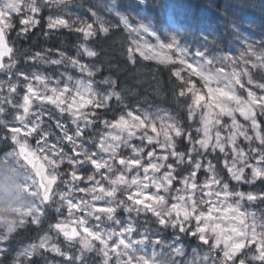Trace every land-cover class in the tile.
Wrapping results in <instances>:
<instances>
[{"label":"snow or ice","instance_id":"snow-or-ice-1","mask_svg":"<svg viewBox=\"0 0 264 264\" xmlns=\"http://www.w3.org/2000/svg\"><path fill=\"white\" fill-rule=\"evenodd\" d=\"M138 2L143 4L145 0ZM64 3L65 0H0V70L11 75L17 63L16 49L9 41V34L15 27L14 15L20 17L17 36H24L40 23L38 17L45 6ZM105 7L118 19V24L106 26L108 22L90 8L88 11L96 20L93 23L80 20L75 31L87 40L97 32L107 34L111 28L123 25L129 32L155 37L161 52L168 54L162 55L147 42L142 45L135 41L136 47L128 48L129 60L135 63L134 54L139 53L145 59H157L161 64L172 66V76L179 81L177 96L190 99L187 104L189 120L199 113L201 127L195 131L202 135L194 139L190 130L167 113L161 116L138 108L126 109L111 121L99 119L96 110L105 108L113 97L120 99L115 81L105 79L102 83L110 85V90L101 93L96 91L90 79L73 81L68 76V82L61 86L60 81L53 83L43 74L15 73L17 81L23 78L26 82L22 103H13L10 98L18 91L17 83L7 84L9 96L0 101V116L7 114L5 104L11 105L14 113L11 122L0 119V126L5 130L0 141L5 144L11 141V151L4 153V163L12 162L9 170L17 177H6L12 182L0 186V191L5 194L4 201L0 202V227L4 229L0 232V257L9 252L6 242L17 229L29 223L40 225L47 209L55 203L58 214L63 216L66 209L68 215L49 225V230H55L69 242L78 241L80 254L62 251L56 244H50L51 237L45 234L38 243L17 252L13 264H23L22 257L30 262L40 249L55 252L72 264L76 261L85 264V251H98L103 257L102 264H177V259L172 257L185 255L180 236L167 245L171 252L167 262L157 259L155 252L152 256L137 254L143 252L138 246L146 243L158 246L163 241H153L149 235L138 233L131 219L132 213L137 216L150 213L162 228L171 227L208 246L209 252L199 257L198 264H264V216L243 211L241 205L244 199L250 202L264 200V192L231 191L211 161L205 165L193 155L207 154L209 149L212 152L219 150L225 156L223 165L230 179L245 183L264 182V83L255 82L251 71L264 69V41L260 42L259 49L254 43H247L239 59L230 55L210 56L207 50H197L189 59V49L181 46L177 33H172L168 42H164L151 24H134L121 10L124 7L122 0H110ZM47 19L50 30L71 28L77 23H70L63 16ZM81 48L88 57L98 55L86 45ZM145 50L153 55H145ZM60 56V60L49 61L38 52L27 59H41L57 65L68 59L89 77L95 75L79 60L67 58L64 53ZM4 84L0 81V88ZM241 90L246 96L239 94ZM48 106H53L60 117L67 114L71 125L75 126L70 129L61 119H55L54 126L60 133L55 137L56 143L49 142L53 132L47 130L43 119L44 116L53 118L47 111ZM237 113L245 123L237 120ZM225 117L230 118V124L224 122ZM97 121L108 131L99 135L98 140L85 137V130L93 128ZM222 130H226V134ZM240 137L248 142L247 151L240 146ZM133 138L140 143H132ZM177 138H185L192 145L187 153L176 150ZM30 139L35 140V147L29 143ZM255 142L258 145L253 147ZM89 144L93 148H89ZM65 147L71 154L65 152ZM124 149L129 150V156L122 154ZM170 157L174 158L175 164L167 163ZM250 159L255 163H250ZM64 164L69 167L61 172ZM180 164L190 168L187 176L175 174L176 166ZM89 166L93 174L85 176L81 170ZM205 167L210 175L198 182L197 174ZM246 169H251L250 179L245 178ZM21 172L22 181L18 179ZM81 183L87 186L80 187ZM175 184L181 187H175ZM121 192L125 198L117 199V193ZM75 193L91 198H78ZM98 201L106 203L99 204ZM118 209L129 213L126 221L116 218ZM102 218L117 227L101 228ZM90 219L97 223L91 224ZM217 252L219 255H214ZM191 264H197V261L194 259Z\"/></svg>","mask_w":264,"mask_h":264},{"label":"bare ground","instance_id":"bare-ground-1","mask_svg":"<svg viewBox=\"0 0 264 264\" xmlns=\"http://www.w3.org/2000/svg\"><path fill=\"white\" fill-rule=\"evenodd\" d=\"M242 3L243 0H240ZM82 4L84 7L87 8H91V0H65V3L62 5H56V6H52V7H48L45 6V11H43V21H42V26H43V31L44 28L46 27L45 25V17L46 16H50V15H68L70 17H72V14H75V16L80 17V18H87L90 19L89 16H87V14H85L81 8ZM231 2L232 0H169V7H159L156 9V13L159 15H171L179 24L180 26H166L163 24H160L158 22V20L156 19V16L153 15V11L148 8L145 3L140 4L138 2V0H127V8L131 9L133 12L138 13L140 16L142 15V19H144L143 22H145L146 24H151L152 28H154L158 34L161 37V40L166 42L167 38L172 34V33H177V38L180 41V44L182 47H186L187 49H189V57L192 58V54H194L197 50L200 51H204L207 50L208 54L211 55L212 53H217L218 56L219 54H226V53H235L237 51V49L239 48V44L241 43V40H243V35H247V34H253L256 38L260 37L261 34L264 31V26L262 27L261 23H260V19L258 18V16L255 13L252 12H247L245 9H240V11H235L236 8L231 6ZM260 3L264 4V0L260 1ZM94 11V8H91ZM98 9V8H97ZM264 10V8H263ZM41 15L38 17L41 21ZM111 17V16H109ZM235 17H239L242 18V22H238L235 21ZM245 17H247L250 22L252 23L253 27L250 25L249 22H245L244 19ZM168 21V20H167ZM72 22V21H71ZM70 22V23H71ZM201 22H204L215 34V39L213 40H207L204 36H203V28H202V24ZM14 24H16L14 22ZM171 24H173L171 22ZM194 24L197 25V27H194ZM40 25V24H39ZM41 26V25H40ZM75 25L71 28H60L58 29V33H66V34H79V32L75 31ZM261 30H260V29ZM126 30V31H125ZM122 29L121 27L118 28H113L110 29V31L105 34H101L99 32H97L96 36V41L95 44L92 45L90 44V41L87 40L86 44H88L89 46L92 47L93 50H95L98 55H100L101 53V47L103 45V43L106 44V50L104 52H102V54L104 53L106 56L110 57L111 56V42L115 43V48H113V53L116 52V61L118 66H121L122 68L119 69L118 71L120 73V76H124V75H129L132 73L136 60H138L139 58H141V56L139 55V53H135L134 54V58H135V63H132L129 60L128 57V48L131 46L132 48L136 47V43H134V36L132 34H130V32L127 29ZM263 30V31H262ZM80 35V34H79ZM262 37V36H261ZM119 38L121 39V42H119ZM150 41H147V43L152 44L156 51L159 52L160 48H159V41L154 40L151 36H150ZM112 40V41H111ZM103 42V43H101ZM252 42V41H251ZM13 44V46L16 49V53H15V59L16 58H25L27 59V55H28V48L29 44H27L28 42H25L24 44H20L18 41L16 42H10ZM80 44V40H74V45L77 46ZM119 44L122 46V50L119 49ZM143 45V44H142ZM52 47V46H51ZM55 50H59L56 47L51 49L48 47L45 48H41L39 53H42L45 57V59L47 60H60L57 57H54L55 54H59L60 53L58 51ZM120 50V51H119ZM144 50V49H142ZM37 52L34 50V54H30L28 55V57L30 56H34ZM163 55L168 54L165 52L162 53ZM145 55L147 56H152L153 53L148 52L147 50H145ZM65 56H67L65 54ZM139 56V57H138ZM143 58V57H142ZM40 60V59H39ZM150 63V61H145V63ZM5 63H7V58H5ZM24 64H17V66H15V68L12 69V74L13 78H11L9 73L3 72V74L0 76V78H11L12 80H17L16 76L14 75L15 73L18 72H23L25 73L27 70V66H28V71L26 72V74H30L31 71L36 70V71H42L43 73H46L47 69L45 66H41V64L39 65H35V63L33 61H29L28 64L26 62H23ZM32 65V66H30ZM47 67H49L50 69H52L55 74L57 75L60 71H59V65L57 64H52V63H47ZM160 65V64H159ZM162 68H165L166 70H168L170 67H165L163 65H160ZM220 66V65H217ZM46 76V75H45ZM115 79V78H114ZM173 81L178 84L176 78H172ZM93 84L95 85V89L96 91L101 90L100 89V85L93 82ZM174 84V83H173ZM102 91V90H101ZM2 93V94H1ZM24 95V89L22 88H18L17 93L12 94L11 95V99L13 101V103L19 104L22 103V97ZM9 96V92H8V88L7 86H5L3 89H0V101H3L5 97ZM182 99V103L187 107V104L190 103V99L187 98L185 101L183 99L185 98H181ZM131 101V100H129ZM141 102H146V101H141ZM5 108L7 109V114L6 115H2L0 116L1 119L7 120L9 122L12 121V116H13V110L11 105L9 104H5L4 105ZM123 106H120V108L122 109ZM35 110V108L33 109ZM154 109H146L145 111L147 112H151ZM47 111H49L52 114V119H49L47 116H44L43 119L45 121V124L47 125V130H51L53 132V136L49 138V142L50 143H56V139L55 137L57 135H59V130L55 128L54 124H55V119H61L62 123H64V120L62 118H66L67 114H65L63 117H60L59 113L55 111V109L53 108V106H48ZM159 114V113H158ZM99 115V119H107L104 115L100 114L98 112ZM171 117H174L176 119V117L174 115H170ZM178 120V119H176ZM197 119L194 118V121H196ZM179 121V120H178ZM181 122V121H180ZM68 125H70V127H74V125H71V123H68ZM103 124L99 123V121H97L95 127H102ZM92 132H94L95 134L99 135L103 134L106 131H102V129L95 131L92 130ZM5 135V130L3 129L2 126H0V136ZM29 143L31 144L32 147H35V140L30 139ZM239 143L240 146L245 148V150H248V142L245 141L243 138H239ZM62 146V145H61ZM253 147H255L254 145H252ZM179 147H182L181 150H183V152L187 149V146L185 144H183L182 142L179 143ZM93 148V147H92ZM94 150V149H93ZM11 151V143H7L5 144L3 141H0V181L3 182L2 185L4 184H10L11 182L8 181V179H6V177L12 176L13 179H17V177H15L9 170V167L7 166V164L4 163V153ZM65 152L68 154H71L70 149L68 147H65ZM127 149H124L122 151V154L127 156ZM210 157H212L211 163L213 165H215L214 160L219 158V154L218 153H210L209 154ZM173 163H175L174 159ZM12 162L9 161L8 165H11ZM66 168L61 167L60 171L64 172L65 170L68 169V165L64 164ZM207 165V164H206ZM176 170H178L179 173L182 172V166L181 164L176 166ZM82 172H86L87 175L89 174H93V170L92 168L86 167L84 169L81 170ZM202 171V169H201ZM210 175V173L206 172V176H204V178L206 179L207 176ZM198 178H201L203 176H198ZM21 178L23 179V174H21L18 179ZM222 178L228 182L229 184V188L230 190H236V192H238L237 190L240 189V185L237 183V181L234 180H230L229 176L227 175V173H224L222 175ZM66 179V178H65ZM96 179L99 180L100 176L97 175ZM105 186L107 187V182L105 181ZM242 184V182L240 183ZM1 185V186H2ZM85 187V185L83 186ZM237 188V189H235ZM61 190H66L63 187H61ZM3 191H0V197L3 196L2 194ZM117 199H122L121 193H117ZM244 200L241 201V205L243 204ZM247 205V203H246ZM248 206V205H247ZM57 206L51 205L47 211H46V215L42 218V220H46L50 225L51 224H55L57 222L58 219H60L58 216H56V209ZM65 211V209H64ZM254 212H259V209H253ZM53 213H55V215L53 216ZM67 213V212H65ZM261 213L264 215V211H261ZM129 213L124 212L122 209H118L117 214H116V218L117 219H124L126 216H128ZM67 217V215H66ZM260 217V216H259ZM56 220V222L54 223V221ZM148 220V218H144V216H135L134 219L132 220L133 223L136 225L137 227V232L139 233L140 231L138 229H144L146 231H153V234H158L159 238L161 241H163V245L166 246L165 248V252L162 254L161 257L157 256V259H159L162 262H167L171 256L170 249H168L167 245L170 244L177 236H179L177 230H174L171 227L168 228H162L161 226L158 225V223L156 222V220H149V223L146 221ZM112 221H108L104 218H102V222H100V226L101 228H109L111 227L109 224ZM90 223L91 224H96L97 221H95L94 219H90ZM31 224V223H29ZM194 227V225H193ZM3 229V228H2ZM3 230H1L0 232H3ZM47 232L44 234H47L48 236H52L57 234L55 230H49V226L46 225L44 226L43 230L41 232ZM55 233V234H54ZM60 237H63V235L61 234H57ZM154 236V235H153ZM181 236L183 237L184 241H185V252H190L192 253L194 256H196V261L198 264L199 261V257H202L205 255L204 251H206V248L208 246L206 245H202L200 242H198V239L195 237H191V236H186L184 234H181ZM134 239H136V236L133 237ZM63 239H65L63 237ZM13 244V239L10 237L9 241L6 242V246L8 248H10ZM68 244L70 246L76 245L78 250V254H80L81 252V246L80 243L78 241L75 242H68ZM162 245H159V247H161ZM99 247V245L97 244V248ZM195 250V252H194ZM16 254V253H15ZM90 254H93L94 256L98 257V260H100L101 264L103 261V257L99 254L98 251H85L84 252V258L91 261L90 257H87L88 255L90 256ZM6 255H10V251L6 254ZM149 256H152L150 254H147ZM96 257V258H97ZM175 258V257H172ZM60 259H64V257H60ZM92 262V261H91ZM68 263V262H64ZM39 264V263H38ZM77 264H79V261L77 262Z\"/></svg>","mask_w":264,"mask_h":264},{"label":"rangeland","instance_id":"rangeland-1","mask_svg":"<svg viewBox=\"0 0 264 264\" xmlns=\"http://www.w3.org/2000/svg\"><path fill=\"white\" fill-rule=\"evenodd\" d=\"M108 3H110V0H91V8L93 7L94 8V11H96L98 13V15L101 16L104 19V21L108 22L106 26L118 24L119 23L118 19L112 13L108 12L107 11V8L105 7V5L108 4ZM44 9H45V7H44ZM44 9H43V11H45ZM89 9L90 8H87V11H86L85 14H87V16L90 17V19H87V18H83L82 19L80 17L75 16V14H72V17H70L68 15H64L63 17L66 18V19H68L70 22L71 21H77V23L75 24L76 27L79 26V21L80 20L87 21L88 23H93L96 20V17H94V16L91 15V13L88 11ZM43 11L40 13V15H41V17H40L41 18V21H40L39 24L41 26L38 24L36 27L32 28L31 31L27 35H25V38L30 37L31 46L33 47V49L28 50V55H29V53L30 54H34V50L40 48L38 46H40V43L42 42L43 38L46 35L49 36V35H53V34L58 33V31H57L58 29L50 30L47 27V23H48V19L47 18L49 16H46L45 17V25H46V27L44 28V31H43V26H42V21H43V14L42 13H43ZM130 13H132V12H130ZM127 14H129V13H127ZM50 16H58V15H50ZM59 16H62V15L60 14ZM109 16H111V17H109ZM129 16L131 17L132 22L134 24L135 23H138V22H143L144 21V19L141 18L142 15L140 16L138 13L130 14ZM235 19H238V17H235ZM19 20H20V17L14 15V17H13V23L14 22L16 23V28L14 27V30L9 34L10 35V38H9V41L10 42H13L14 43L15 40H18V38L21 37V36H19V37L17 36V33L19 32L20 27H21V25L19 23ZM143 23H145V22H143ZM120 27L125 30V28L123 27V25H120ZM113 28H115V27H113ZM113 28H111V29H113ZM33 29L34 30H37V32L36 33L33 32ZM38 32L40 33V35H39ZM99 33L103 34L102 32H99ZM79 34H80V44L77 45V46H75L74 45V40L79 36ZM79 34H78V36H76L75 34L69 36L70 37L69 40H72V43H71V45L66 46L67 56H65V57L79 60L81 64L87 65L89 67V69H91L95 73V75H96V73L99 72V68L97 66H95L94 64L93 65L92 64L90 65V64H88L86 62V60H88L91 57H88L86 54H84L83 49L81 48V45H86L87 47H89L90 49H92L91 46H89L88 44H86L87 43L86 41L89 38L87 40H85V38L83 37V35L81 33H79ZM130 34H132L134 36V41H139L141 44H144L145 42L150 41V39H151L149 35L144 34V33L137 34V33H134V32H130ZM152 38L154 40H156L155 37H152ZM261 41H264V39L259 38V37L256 38L253 34L243 35V40H241V43L239 44V48L237 49V51L235 53H226L224 55L223 54H219V56H218L217 53H212L210 56L221 57V56H225V55H230L231 57H234L236 59H239L240 53L245 51V48H246V44L247 43H254L255 46H256V48L259 49L260 48V42ZM166 42H168V40H166ZM67 44H70V43H67ZM159 52H161V50ZM162 53L163 52H161V54ZM28 55H27V57H28ZM54 57H57L58 59H62V57L59 54H55ZM189 59H191V57H189ZM143 60L144 61H150V63H154V64H160V65H163L165 67H170L169 68V71H170V69L172 71V66L171 65L161 64V63H159V61L157 59H151V58L150 59H145V58H143ZM16 61H17L16 66H17V64H24L23 62H26L28 64L29 61H33L35 63V65L41 64V66H45L46 69H47L46 73H43L42 71H39V70L38 71L33 70V71L30 72L29 75H31L32 73H39V74L46 75V76H48V77L51 78V80L53 81V83H55L56 81H60L61 82V86H63V83L64 82H68L67 81V77L68 76H71L73 78V81L83 78L86 81L90 79V80H92L94 82V78H95V75L93 77H89L86 72H81L80 71V68L78 66H73L69 62L68 59H63V62L61 64H58L59 65V71L60 72L57 75L55 74V72L52 69H51L52 70V73L50 72V68L47 67L48 65H47L46 62H44V60H41V59L40 60L39 59H36V60H29L28 59V60H26L25 58H22L21 57V58H16ZM225 63H227V62H225ZM26 66H27V70L26 71H28V66L29 65H26ZM30 66H32V65H30ZM176 67H180V66L179 65H176ZM253 70H257V69H252L251 71H253ZM2 71L8 73L5 70H0V76L3 74ZM259 71L264 75V69H259ZM171 75H172V73H171ZM10 76H11V78H13V75H10ZM11 78H0V81H4L5 82L4 86L2 88H0V89H3L5 86H7L8 83H17L18 84V88L24 89V84L26 82L23 80V78H20L19 81L12 80ZM105 78H107V80H109V81H112V79H111L112 77L105 76ZM103 81H98V84L100 85ZM33 83L35 85V82H33ZM69 83H71V82H69ZM252 88H253L254 91L257 90L255 88V83L252 85ZM24 91H25V89H24ZM98 92L103 93L101 90H99ZM239 94L246 96V92H244L243 90H241ZM186 99L187 98H185L183 100L185 101ZM117 106H119V107H116V109L114 110V112L112 110V112L110 111L108 113L106 111L107 106L105 108L98 109L96 111H98L99 113H103L105 115V117L107 118V120L111 121V120L115 119L116 117H118L122 112L125 111L124 109H120V104H118ZM152 109H154V112L152 110L150 113H153V114H158L159 113V115H161V116H163L165 113H167L169 115V112L166 109H163L162 107H159V108H156L155 107V108H152ZM111 115L113 116V118L111 117ZM66 117L68 118V122H70V118L68 116H66ZM108 117H109V119H108ZM185 118H186V124L187 125H185L183 122H180V121L179 122L183 124V126H184L185 129L190 130L192 132V136H193L194 139H199V136L202 135V132L200 134H197V132L195 131V129L201 127L199 113L195 117L197 119L195 122H194V119L193 120H189L188 119V115H187V107H186V117ZM0 119H1V117H0ZM62 119L66 121L65 117L62 118ZM237 120L240 123H242V124L245 123V121L243 120V117L239 116L238 113H237ZM224 122L230 124L231 123L230 118L225 117L224 118ZM68 126H69L70 129H74V127H75V126L74 127H70V125H68ZM100 129H102V131H108V129H106L104 127V125H102V127H98L97 131L100 130ZM222 132H224L226 134V130H222ZM240 138H243V137H240ZM96 140H98V137H97ZM179 141L182 142L183 144H185L187 146V149L184 151V153H187L188 152V149L190 147H192V145H190L185 138H177L176 150L178 152H183V150H181L182 147L179 148V143H178ZM132 143L139 144L140 141L138 139H136V138H133ZM255 143H256V146H257L258 145V142H255ZM88 147L89 148H92L93 146L92 145H88ZM209 151L212 152L211 149H209ZM215 152L216 153H220L219 150H217ZM221 154H222V156H224L223 153H221ZM129 155H130V152L128 150L127 156H129ZM193 155H194V158L200 159L202 161V163L205 164V165L210 161V159H208V156H206L205 154L204 155H200V156H196L195 154H193ZM204 156H205V158H203ZM228 158H229V160H231V154H229V157ZM169 159H174V158H171L170 157ZM223 161H224V159L220 160L219 165L218 164H215L216 172L220 169V171H222L223 174L224 173H227V169L224 168ZM249 162L250 163H255L254 159H250ZM7 166L9 167L10 165L7 164ZM181 166H182V169H183L182 172L179 173L178 170H176L175 174L178 175V176H187L188 175V172L190 171V168L186 164H181ZM62 167L66 168L65 165H63ZM247 170H249V172H245V173H246V175L248 177L247 176H245V177L247 179H250L249 177H251V169H246V171ZM162 171H166V169H162ZM202 171L204 172V175H202L203 177H201V178H198L197 177L198 182H203L205 180L204 176H206L207 168L206 167L205 168H202ZM21 174H22V172H21ZM83 174L85 176L87 175L86 172H83ZM227 175H228V173H227ZM65 178L67 179V177H65ZM229 179H230V177H229ZM19 180L22 181L23 179L19 178ZM230 180H232V179H230ZM8 181L9 182H12L10 180H8ZM2 184H3V182L0 181V186ZM84 185L87 186L85 183H81L80 184V187H83ZM175 187H181V185L175 184ZM235 189H237V188H235ZM231 191L236 192V190H231ZM237 191L238 192H243L241 189L240 190H237ZM244 193H246V192H244ZM247 193H249V192H247ZM2 194H3V196L0 197V202H3L4 199H5V194L3 192H2ZM74 195H76L78 198L79 197H83L84 199H86L85 197L87 196V195H85L83 193H75ZM173 195H175L174 192H173ZM88 196H89V199H90L91 198L90 195H88ZM121 196H122V199L125 198L122 192H121ZM97 203H99V204H105L106 201H98ZM246 203H247L248 206L246 205ZM252 205H253V202L252 201L250 202L247 199H244V202L242 204V210L243 211H246V212H250V213H255L257 217L264 216L261 213V211H262L261 209H264V208H261L259 210V212H254L253 211V208H252ZM54 206H58V204H55L54 203ZM65 212H67L66 209H65V211L63 210V216H61L60 214H58L56 212V216H58L60 219L65 218L66 215H68V213H65ZM54 215H55V213H53V216ZM135 216H136V214L135 213H132L131 214V219L133 220ZM140 216H144L145 219L148 218V220H146L148 223H149V220H156L155 217H153L150 213L147 214V215L141 214ZM128 218H129V215L126 216L122 220H125L126 221ZM54 222H56V220ZM31 225H33V224H31ZM109 225L111 227H117L116 225L113 224V222L110 223ZM33 226L38 227L37 225H33ZM111 227H109V228H111ZM2 228L3 227H0V231L3 230ZM138 230L140 231L139 232L140 234H147V235H149L153 241H155L156 239L159 238V235L158 234H153V233H151L149 231H146L144 229H138ZM18 233H19V235L23 236L24 238L26 236H28V231H24V228L20 229L18 231ZM44 233H47V232H43L41 234V231H39V233L36 234V236L38 237V241L36 243L39 242V239H40L41 236H44L45 235ZM56 239H57L56 237H53V239H51L49 243L50 244H54L53 242L56 241ZM136 239H139V236H136ZM96 244H98V242H96ZM161 245H162L161 247H159V245L158 246H154L153 244H148V243H146L144 245H140L138 247H140L141 249H143V252L137 253V254L138 255L139 254H150V255H152V253L155 252L158 257H161V249L164 246L163 244H161ZM64 247L65 246H62V247H60V249L61 248H64ZM61 250L64 251L63 249H61ZM38 255H40V256L37 257ZM217 255H219L218 252H217ZM49 257H50V251H45V250L38 251L36 253V256H35V258L37 259V261L39 263H41V262L48 263V260H52ZM34 259H32V263L36 264L35 261H34ZM0 262L3 264L2 261H0ZM10 264H13V263L10 262ZM28 264H31V262L28 263Z\"/></svg>","mask_w":264,"mask_h":264},{"label":"trees","instance_id":"trees-1","mask_svg":"<svg viewBox=\"0 0 264 264\" xmlns=\"http://www.w3.org/2000/svg\"><path fill=\"white\" fill-rule=\"evenodd\" d=\"M262 0H243L242 3H240V0H232L231 6L236 8V11H240V9H245L247 12H252L257 10V12L260 14V10L264 11L259 4L264 5L263 3H260ZM127 0H122V4L124 7L121 9L122 11H127ZM263 19L260 20V23L262 27L264 26V15H262ZM260 29V28H259ZM261 30V29H260ZM263 31V30H262ZM33 32H37V30L33 29ZM39 33V32H38ZM264 33V31H263ZM40 35V33H39ZM71 35H68L66 33H56L53 34L49 38H43L42 42L40 43L39 49H36L35 51H39L41 48H57L59 50H63L66 52V46L71 45L72 40H69ZM96 36L93 37L90 40V44L94 45L96 41ZM15 40V39H14ZM69 40V41H68ZM18 41L20 44H24L25 42H28L29 44L28 50L33 49L30 42V37L23 39L15 40V42ZM112 41V40H111ZM30 42V43H29ZM119 42H121V39L119 38ZM70 43V44H67ZM103 43V42H101ZM52 46V47H51ZM111 56L108 57L104 53L106 50V44L103 43L101 47V53L100 55H97L92 62L97 63L100 65L102 69V73L111 76L115 82H116V89H118L124 100L128 101L130 100L129 97L133 101H150L154 102L155 104H159L162 106H165L171 110L172 113L179 116L182 120H185V105L180 102L178 96L176 95V85L175 82L171 79L173 78L171 75V70H166L165 68H162L161 66H154L149 63H145L144 61L138 59L136 60L134 69L131 74L120 76L121 71L118 70L121 69V66H118L117 61L115 59L116 52H112L113 48H115V43L111 42ZM119 49L122 50V46L119 44ZM119 50V51H120ZM28 72V71H26ZM256 79H260L259 77L261 74L256 72L253 74ZM262 81V80H261ZM264 82V80L262 81ZM174 83V84H173ZM90 133V130L87 134V137ZM261 186L264 189V182H261ZM87 257L91 258V261L85 259V264H97L98 263V257L94 256L93 254L88 255ZM97 257V258H96ZM100 262V260H99Z\"/></svg>","mask_w":264,"mask_h":264}]
</instances>
